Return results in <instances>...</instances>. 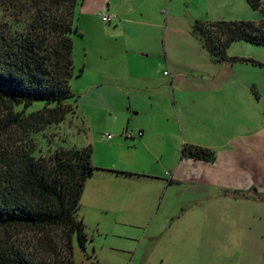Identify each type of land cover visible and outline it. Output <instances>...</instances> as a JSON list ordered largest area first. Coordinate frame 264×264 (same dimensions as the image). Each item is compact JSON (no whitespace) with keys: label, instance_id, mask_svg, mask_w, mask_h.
Wrapping results in <instances>:
<instances>
[{"label":"rangeland","instance_id":"1","mask_svg":"<svg viewBox=\"0 0 264 264\" xmlns=\"http://www.w3.org/2000/svg\"><path fill=\"white\" fill-rule=\"evenodd\" d=\"M124 1L131 2L112 0V5L120 7ZM212 1L218 0H175L169 10L168 1L163 4L161 0H136V14L142 12L145 20L140 27L129 28L120 35L116 34L114 21L110 24L101 21V25L94 22L97 12L86 10L83 1L78 0L77 34L71 35L74 76L69 83L75 98L66 102L74 114L62 124L48 128L43 135L34 136L36 157L47 156L57 149L90 147L92 150L91 162L98 171L93 184L85 187L78 211L89 242L85 253L74 246L75 264L90 261L93 264H264V217L258 211L254 227L240 233L239 248L231 254L233 250L227 252L231 248L227 234L239 232L238 229L213 227L207 228L204 234L200 204L202 198L209 197L210 191L202 192L197 186L183 192L173 191L169 206L176 214L185 216L157 230L155 222L169 221L172 210L163 212L162 205L157 211L150 196L149 209L139 207L143 202L140 194L144 191L150 194L152 187L149 186L153 183L135 182L138 197L130 205L131 193L126 201L124 196L119 200L115 186L102 187L98 179L106 178L108 175L102 172L107 171L146 177L157 175L164 180L173 171V174L201 176L205 170L203 165L180 163L183 146L208 148L205 146L223 144L228 136L240 135L252 119L255 129L260 122L264 123L262 91L261 103L248 94L247 100L250 98L253 102L247 104L241 95H235L236 79L230 85H219L222 65L210 60L192 34L195 21L258 23L262 15L253 11L245 0H229L230 9L221 4L212 9ZM162 10L168 11V17L161 14ZM2 17L0 8L3 20ZM138 41L150 49L147 56L139 52ZM97 52L103 56L100 58ZM227 55L264 60V47L238 41L230 45ZM234 63L235 70L239 69L238 73L235 71L239 81L247 76L259 79V72H264L259 67L255 68V74L250 70L243 72L241 68L247 65L236 64V60ZM102 65L119 75L117 81L103 80L96 75L98 70L102 72ZM40 107V102H34L30 111ZM126 130L137 136L125 139L122 134ZM140 132L143 136L139 138ZM107 136L112 139L107 140ZM246 144L242 140L232 143L237 157L243 155ZM248 144L249 149L252 145V156L263 163L264 144H259L258 139ZM209 149L220 161L223 149ZM129 188L121 190L125 196ZM242 215L246 217L245 213ZM213 233H217L216 251H220L216 260L207 251L214 248V240L210 238Z\"/></svg>","mask_w":264,"mask_h":264},{"label":"trees","instance_id":"2","mask_svg":"<svg viewBox=\"0 0 264 264\" xmlns=\"http://www.w3.org/2000/svg\"><path fill=\"white\" fill-rule=\"evenodd\" d=\"M245 2L261 13L258 23L192 25V34L216 64L237 60L227 55L234 42L264 47V2ZM77 6L78 0H0V264H75L74 246L86 251L88 238L78 211L86 182L98 171L91 148L34 156V136L74 114L66 102L75 98L69 83ZM34 102L41 107L30 111ZM181 158L214 163L216 154L185 145ZM229 194L248 197L221 192Z\"/></svg>","mask_w":264,"mask_h":264},{"label":"crops","instance_id":"3","mask_svg":"<svg viewBox=\"0 0 264 264\" xmlns=\"http://www.w3.org/2000/svg\"><path fill=\"white\" fill-rule=\"evenodd\" d=\"M82 1H83L82 6L86 10H90L91 12L95 11V13L97 12V14L93 16V20L94 22L97 21L100 25L102 21L101 18L104 13L107 12L110 15L111 14L115 15L116 18H118L117 21L114 20L115 30L117 31L116 34L119 33L120 35H122L123 31L129 28L140 27V25H142L143 21L145 20L144 15L140 10L139 11L141 13L139 15L136 14L137 13V5L135 2L136 0H131V2L124 1L121 3L120 7L116 4L112 5V0H100V1L82 0ZM161 1L163 4H165L168 1L169 3L168 9L171 10L175 0H161ZM212 3H213L212 9H214L217 4L218 5L221 4L228 9L232 7V4L229 0H218L216 2L212 1ZM163 11L164 10H162L161 14L168 17V11L165 10L164 13ZM103 32L104 34H107L105 28H103ZM138 42L140 43V47H141L139 48V52L144 54V56H147V54L151 52L150 49L145 48L141 41ZM97 55L100 56L101 58L103 56V53L97 52ZM231 58H237L236 64L243 63V65H247L241 68L243 72H245V70L246 71L250 70V73L253 72V74H255L256 71L254 70L256 67H259L260 69L263 68L262 71H264L263 59H258V58L255 59V57H247L246 55H244V57L238 58L233 56ZM257 60H260L261 63H259V61ZM233 63L234 62L221 64L222 65L221 66L222 68H220L221 82L219 85L221 86L223 85L226 86L227 84L230 85V83H232L236 79L234 81L235 87L237 86L236 87L237 90H235L236 96L241 95L243 100L248 104L249 102H253V100H251L250 98L249 100H247L249 94L252 96V99L256 98L257 102L261 103L263 99L260 92L262 91V93L264 94V86H263L264 72H259V75H261L259 79L256 78L252 79V77L250 78V76H247L241 79V81H239L240 77H236V73H235V71L238 73L239 69L236 68L235 70L236 65L233 66ZM92 68L98 70V68L95 66H92ZM164 74L166 75L165 72ZM96 75L102 77L103 80H111V81H117L119 77V75L116 74L114 70H110L109 72V70L106 69L105 66L103 65H102V72L98 70ZM224 81H226V83H224ZM262 120L264 122V119ZM253 122L254 121L252 119L251 124H246L244 126V131L240 133V135L232 134L228 136L226 140L223 142V144L219 142L220 143L219 145L205 146L208 147L207 149L209 148H213L214 150L223 149V152L220 154V158H218L220 159V161H217L216 159L214 163H204L189 159H182L180 157V163L189 161V163L192 162L196 165H203L205 170L201 176L182 173V172L173 174L174 172L173 171L170 174V177L169 174H166V177H169V179L164 180L162 176H157V175H153L152 177H146V176L134 175V174H131L132 176H126L125 174L123 175L122 173H127V172L107 171V172H102L105 173V175H108V176H104L106 178L99 177L98 179L99 181L102 182L101 183L102 187L106 185L115 186V188L117 189V198L119 200L124 196V199L126 201L127 197L131 193L130 205L136 203L135 197H138V194H136L137 190H136V186H134V183L138 181H150L151 183H153L149 186L152 187V189L151 188L149 189L150 194H148V191H144L143 194H140L143 197V199L141 198L143 202L142 204H140L139 207L149 209L147 200L148 197L150 196L151 199L152 200L154 199L155 201L154 207L157 206V211H159L162 205H164L162 210L163 212L173 209L172 207L169 206L171 198H173L172 197L173 191L177 190V192H183L189 189L190 187H195V186H197L199 190H203L202 192L206 191L207 193V191H210L209 197L202 198V202L200 204L201 208L203 209V214L201 217L204 222V234H207L205 231L207 228H213V227L216 229L218 227L221 228L225 226V228L238 229L239 232L230 235L227 234L228 235L227 239H229L231 243V248L227 250V252H231L233 250L231 254H234L239 248L238 241L241 240V238L239 237L240 233L248 229V227L250 229L254 227L256 213H257L256 211L261 213L262 218L264 217V201H261L260 199V198H264L263 197L264 162L262 163L260 159L258 160L257 158L252 156V152H253L252 145H251V149H249V144H248L249 141L252 143V141L256 139H258L259 144L261 145L264 144V123L260 122L257 129H255L254 126L252 125ZM236 140L247 141L246 147H244L242 150L243 155L240 158L237 157L233 152L232 143ZM221 170L224 171L223 175H221L222 172ZM95 175L96 174H94V176L86 182L85 187H87L89 183L93 184V179L94 177H96ZM124 183H130V185H126ZM96 184H94L95 187H97ZM128 186L131 188H129L130 190L127 191V195L125 196V193L121 190H124ZM223 190L229 192H239L242 193L243 195H247L248 197L245 199H240V198L232 197V195L230 194L228 196H223L221 195V192ZM201 195L202 194H200L199 196ZM144 199H146L145 200L146 202H144ZM144 203H145V207L143 206ZM187 203L188 202H185L184 204ZM141 211L144 210L141 209ZM181 212H183L182 209ZM243 213L246 214V217L242 215ZM183 215L184 214L178 215L175 213L174 210H172L169 213V221L164 219L162 221L158 220L155 222L157 230L163 228V226H165L166 224H172L176 220L181 219ZM81 220L83 221V219ZM216 236L217 233H213V235L210 237L212 241L214 240L213 241L214 248L213 249L210 248L209 250H207L208 255L213 260H216L218 255L220 254V251L218 252L216 251V241H215ZM220 236L223 237L224 235H220ZM157 237L158 236L153 238H157ZM203 243H205V236ZM93 263L94 262L92 261L89 262V264H93Z\"/></svg>","mask_w":264,"mask_h":264},{"label":"built area","instance_id":"4","mask_svg":"<svg viewBox=\"0 0 264 264\" xmlns=\"http://www.w3.org/2000/svg\"><path fill=\"white\" fill-rule=\"evenodd\" d=\"M165 11H163L164 13ZM102 22L103 23H106V24H110L111 22L114 21V16L112 15H108V14H104L101 18ZM122 136L125 138V139H133L135 136L134 132L132 131H129V130H126L123 132ZM141 136V133L138 134V137ZM112 137L111 136H107V140H111Z\"/></svg>","mask_w":264,"mask_h":264}]
</instances>
